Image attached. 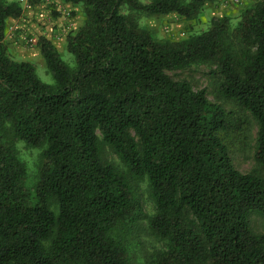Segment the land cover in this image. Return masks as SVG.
Masks as SVG:
<instances>
[{
  "label": "trees",
  "instance_id": "16d2710c",
  "mask_svg": "<svg viewBox=\"0 0 264 264\" xmlns=\"http://www.w3.org/2000/svg\"><path fill=\"white\" fill-rule=\"evenodd\" d=\"M60 1L83 21L66 37L73 65L39 38L47 83L10 55L8 22L23 7L0 0V264H264L251 224L264 216V0L177 41L140 18L198 21L218 0ZM200 65L232 109L168 73ZM253 125L245 173L231 152ZM20 144L41 151L32 187ZM133 179L147 182L148 230L162 244L143 261L126 239L143 216Z\"/></svg>",
  "mask_w": 264,
  "mask_h": 264
},
{
  "label": "rangeland",
  "instance_id": "374dc122",
  "mask_svg": "<svg viewBox=\"0 0 264 264\" xmlns=\"http://www.w3.org/2000/svg\"><path fill=\"white\" fill-rule=\"evenodd\" d=\"M14 1V0H10ZM23 7V14L20 19H12L7 26L6 43L10 55L17 60H26L36 65V71L40 78L53 83V77L47 72L44 59L38 47L40 37H46L52 42L61 53L62 58L73 65V56L67 51L66 37L71 31L77 30L83 21V14L80 7H73L70 4L62 3L60 0H45L40 4L31 5L29 0H15ZM256 0H251L254 2ZM247 3V2H246ZM219 2L208 5L198 21H186L177 14L142 16L140 23L153 30L159 40H181L191 34L199 33L209 27L210 19L214 15H221ZM225 15V14H224ZM237 18L238 16H231ZM8 27L12 30H8ZM33 37L36 44L28 40ZM174 80H186L190 82L195 90L205 89L209 100L222 104L230 110L233 105L220 99L216 94V78L210 73L206 65L193 66L187 70L169 71ZM256 125H253L252 132L248 134L232 150L231 155L234 165L241 172H249L255 167L254 145L256 138ZM20 157L28 166V186H34L37 178L38 165L41 160V151L28 149L20 144ZM103 156L106 160L116 165L120 170L126 171L125 165L113 150L103 146ZM132 183L138 192L143 209V216L133 232L126 236L130 253L138 261H143L156 249L162 247L148 230V219L154 213L155 206L148 191L145 180L133 179ZM251 224L255 232H264V216L254 214L251 217Z\"/></svg>",
  "mask_w": 264,
  "mask_h": 264
},
{
  "label": "crops",
  "instance_id": "0c3cea01",
  "mask_svg": "<svg viewBox=\"0 0 264 264\" xmlns=\"http://www.w3.org/2000/svg\"><path fill=\"white\" fill-rule=\"evenodd\" d=\"M8 1H10V0H8ZM250 1L251 0H241L240 3H234L233 0H218V2L220 4V9L223 11V13H221V15H218V16H223L224 14L228 15V16H238L240 14V12L245 7L248 6V4H251ZM11 20L12 19L9 20L8 25L10 24ZM53 43H54V41H53Z\"/></svg>",
  "mask_w": 264,
  "mask_h": 264
},
{
  "label": "built area",
  "instance_id": "2783aa9c",
  "mask_svg": "<svg viewBox=\"0 0 264 264\" xmlns=\"http://www.w3.org/2000/svg\"><path fill=\"white\" fill-rule=\"evenodd\" d=\"M233 2L234 3H240L241 2V0H233ZM8 30H12V28L10 27H8ZM7 32V31H6ZM31 44H36V41H35V39L33 38V37H30L29 38V40H28Z\"/></svg>",
  "mask_w": 264,
  "mask_h": 264
}]
</instances>
